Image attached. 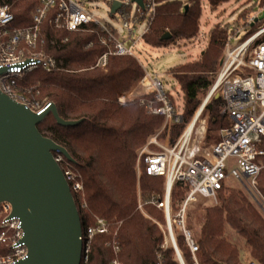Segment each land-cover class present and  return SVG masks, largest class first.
I'll list each match as a JSON object with an SVG mask.
<instances>
[{
    "label": "trees",
    "instance_id": "1",
    "mask_svg": "<svg viewBox=\"0 0 264 264\" xmlns=\"http://www.w3.org/2000/svg\"><path fill=\"white\" fill-rule=\"evenodd\" d=\"M201 1L155 0V15L149 30L143 35L144 43L152 47H165L176 40L196 37L200 32ZM206 1L211 8H215L228 0ZM1 6L9 7L14 16L11 28H26L33 24V13L40 6V1L0 0ZM57 11L58 5L55 4L46 13L40 26L39 44L42 45L35 52L54 58L58 68L49 72L34 69L17 80L16 86L21 87L23 95L32 103L53 102L64 120L83 119L77 126H61L49 113L37 127L44 136L68 150L75 161L72 165L82 173L84 197L78 195V198L86 204L84 228L94 226L97 218L108 223L121 221L116 240L124 253L123 264H179L171 246L160 248L164 240L162 229L137 210L135 162L138 150L147 142L143 124L139 118L124 113L121 105L108 93L111 87L122 89L142 70L141 66L133 56L112 55L104 69L90 68L88 57H97L106 52V47L100 41L104 33L97 27L95 32H72L57 28L54 23ZM254 27L245 33L247 37L257 30ZM166 32L171 37L162 40ZM228 32L227 28L215 25L208 32V43L199 60L170 70L182 92L183 102L180 110L182 122L171 124L169 132L160 135L167 146L176 143L186 128L183 123L193 117L206 99L222 64ZM258 41H264V34ZM215 93L208 98L204 107L207 112L201 141L204 149L215 145L219 141L220 130L231 125V121L219 113L223 102L220 90L219 96ZM152 99L153 96L144 100L133 99L125 110L142 113L146 117L148 131L154 134L162 126L164 117L150 112L149 101ZM260 147L264 149V137ZM140 168L141 196H163L165 177L148 175L142 161ZM257 188L264 198V170L258 176ZM187 189L182 181L173 184L172 213L180 208ZM146 209L151 217L165 223L164 213L155 206L147 205ZM201 223L199 231L193 233L198 246L199 264H246L239 247L227 239V228L234 230L244 241L246 258L264 264V226L251 215L246 204L234 192L218 190L217 202L204 207ZM187 226L193 228L189 222ZM176 237L180 253L189 260L191 254L184 237L181 234ZM109 240L110 236L103 233L93 236L86 264L111 263L114 256L107 246ZM9 248L7 243L0 244V255L8 254Z\"/></svg>",
    "mask_w": 264,
    "mask_h": 264
},
{
    "label": "built area",
    "instance_id": "2",
    "mask_svg": "<svg viewBox=\"0 0 264 264\" xmlns=\"http://www.w3.org/2000/svg\"><path fill=\"white\" fill-rule=\"evenodd\" d=\"M40 6L33 13V24L26 28H11L14 16L9 7H0V69L5 72L0 75V89L13 99L20 101L16 91V82L23 75L34 69L47 72L58 68L57 61L43 53L17 54L19 45L35 47L39 41L40 26L48 10L55 4L58 11L54 18L57 28H65L72 32H95L97 27L105 36L100 41L106 47V52L100 56L88 57L90 68L104 69L109 56H134L136 44L143 39L149 30L155 15V0H142V6L134 0H101L109 6L115 1L120 7L112 15L119 13L126 35L122 40L116 36V30L108 28L93 14L85 9L84 3L78 0H39ZM263 10V9H262ZM261 10V12H262ZM260 12V13H261ZM253 16L250 23L254 21ZM144 23L145 29L141 35L137 34L138 25ZM95 30V31H94ZM264 34V24L249 38L231 45V40L225 42L226 56L218 78L212 86L208 96L220 90L223 102L219 113L231 121V125L219 132V141L209 151L204 148H189L195 124L200 117L203 104L197 109L190 126L181 134L173 146L159 145L156 152L142 150L138 155V162L144 163L145 171L151 176L165 177L163 196H151L152 202L165 213L171 247L178 256L179 264H199L197 259L198 246L193 232L186 223L187 208L190 202L198 198H210L217 202V192L225 189L229 183L245 180L251 187L258 184V176L264 170V149L260 147L264 137V41L258 39ZM145 79L149 84L147 94L127 96L123 100L118 96L111 97L124 109L133 99L144 100L153 96L149 101L153 114L164 117L165 126L182 122V115L177 112L167 100L165 89L147 70H141L119 94L131 92L133 82ZM23 99L21 98V101ZM20 101V102H21ZM25 103V102H23ZM153 103H157L153 105ZM26 104V103H25ZM45 106V105H44ZM43 106V107H44ZM42 107V108H43ZM42 108L37 109L40 111ZM164 126V127H165ZM146 127V125H145ZM146 132H148L146 128ZM156 137L150 143H156ZM203 153V156H199ZM205 153V154H204ZM55 160L60 165L73 194L81 195L83 191L80 176L75 174L71 165L59 153H54ZM140 170H137L139 182ZM176 181L184 182L188 189L186 197L175 215L171 209V189ZM141 208V205L139 204ZM173 227H177L184 237L191 257L184 260L177 245ZM96 233L112 234V226L103 219L97 218L94 226L82 227L80 240L82 255L80 264L88 262L90 245ZM24 232L19 217L11 215V206L0 201V244H9L10 252L0 255V264H13L28 256V248L23 240ZM170 246V245H168ZM116 252L113 264H120L121 258ZM246 264H257L248 259Z\"/></svg>",
    "mask_w": 264,
    "mask_h": 264
},
{
    "label": "water",
    "instance_id": "3",
    "mask_svg": "<svg viewBox=\"0 0 264 264\" xmlns=\"http://www.w3.org/2000/svg\"><path fill=\"white\" fill-rule=\"evenodd\" d=\"M134 1L142 6V0ZM119 7L120 2L115 1L111 13ZM262 20L264 9L251 26ZM170 37L166 32L161 39ZM4 72L5 69H0V75ZM49 113L61 126L83 122V119L64 120L53 102L46 103L40 111L32 110L0 89V201L8 203L11 215L21 220L23 240L28 248V256L13 264L81 262L80 209L54 153L75 161L64 146L38 129L37 125Z\"/></svg>",
    "mask_w": 264,
    "mask_h": 264
},
{
    "label": "rangeland",
    "instance_id": "4",
    "mask_svg": "<svg viewBox=\"0 0 264 264\" xmlns=\"http://www.w3.org/2000/svg\"><path fill=\"white\" fill-rule=\"evenodd\" d=\"M84 3V7L86 10L89 11V13L93 14V16L97 17L100 22L103 24L106 23L105 25L108 26V28H113L116 30V36L119 40H122L123 37L126 35V29L123 27L121 18L119 13L112 15L110 13V8L107 4L102 2L101 0H78ZM184 1V0H183ZM201 7H202V15L200 18V32L198 35L201 34V39L203 38L202 35L205 34L206 38L208 36L209 30L214 27L215 25H220L222 27L227 28L229 30V35H228V41L231 40V45H235L239 42H242L246 40L247 38V33L249 30L252 29L250 20L253 16H259L260 12L262 9H264V2L261 3V0H228L215 8H211L206 0L201 1ZM257 25L253 29H258L264 24V20L256 23ZM145 29V24L142 23L138 25L137 29V36L141 35L143 33V30ZM197 35V36H198ZM247 37V38H246ZM226 40V41H227ZM40 42H37V46L31 47V46H26V45H19L17 46L18 49L15 51V53H23L30 55L32 54L31 52H35L38 48ZM191 44L189 41H183V39L173 41L171 44L165 47H152L144 43L143 39H141L135 47V54L133 57H135L140 66L141 69L145 68L147 72L151 73L152 76H154L159 82L162 83L167 100L173 105L174 109L180 113L181 110V103L183 102L182 99V92L179 88L178 83L175 81L173 76L171 75V69L182 64H186L188 62H193L195 60H199L200 55L202 54L204 48L206 47L205 44L202 46L195 45L196 47L193 48L192 46H188ZM202 49V51H200ZM42 51V50H40ZM39 51V52H40ZM36 54H40L38 52H35ZM47 56V55H46ZM223 59H222V64L226 56V47L224 46L223 49ZM221 67L218 72V76L220 74ZM217 76V78H218ZM216 78V79H217ZM216 81V80H215ZM215 83V82H214ZM214 85V84H213ZM212 85V86H213ZM21 87H16V91L18 96H20L23 100L21 102H25L28 107H30L32 110H37L42 108L48 101H43L42 103H32L30 102L25 95H23V92H21ZM212 88V87H211ZM211 88L208 90L206 96H208ZM215 94H219V89L215 91ZM205 96V97H206ZM170 97V98H169ZM204 97V98H205ZM203 98V99H204ZM207 98V97H206ZM130 103V102H129ZM128 103V104H129ZM151 113V109H149ZM122 111L126 113L127 115H132L136 118H139L141 120V123L143 124V127L146 132V128L148 130V123L146 120V117L142 113H135V112H127L125 108H122ZM196 113V112H195ZM195 113L193 117H191L188 122L183 123L184 127L186 126L185 130L187 127L191 124V122L194 119ZM181 114V113H180ZM206 119H207V112H203L202 115L198 118L195 127L192 132L191 136V141L189 143V148L193 147H199L202 148V135L205 131L206 127ZM173 124V123H172ZM146 125V127H145ZM165 126V120L162 122V126L159 128V131L157 133H150L149 131L146 132L147 136V142L138 150V155L139 153L144 150L146 153V150L156 152L159 149V145L167 146V143L165 139H161L160 135L163 132L168 133L171 124H167ZM184 130V131H185ZM183 131V132H184ZM182 132V133H183ZM181 136V135H180ZM179 136V137H180ZM156 137V143H150V141ZM178 140V139H177ZM176 140V141H177ZM154 142V141H153ZM155 146L156 148H154ZM211 148H207L206 151H209ZM56 153V152H55ZM61 154V153H60ZM205 154V153H204ZM62 155V154H61ZM63 156V155H62ZM199 156H203V153H200ZM64 157V156H63ZM64 159L68 164L71 165V169L75 174L80 176V180L82 181V173L79 170V168L75 165H72V162L68 161L65 157ZM139 158L137 156V160L135 162V167H136V176H137V170H140L141 173V160L138 162ZM141 175V174H140ZM140 179V178H139ZM166 183V181H165ZM83 185V183H82ZM258 186V184H257ZM256 187H251L248 182L245 180H242V182H234V183H229L225 191L226 192H234L242 202L246 204L247 209L251 213V215L259 222L262 223L264 226V198L260 194L258 188ZM76 196L77 198V206L80 209V215L82 216V225L84 228V207H86V204L84 200L80 201L78 198L77 194H74V197ZM151 196H146V198H143L140 193V188H139V182L137 179V210H139L144 216L148 217L152 221H154L160 229H162L164 233V240L162 244L160 245V248L165 249L168 245L172 246L170 243V236L168 234L167 230V224L166 220L165 223L158 221L155 217H151L148 214V211L146 209L147 205L155 206L158 210L164 213L162 209H159L151 200ZM161 196V195H160ZM81 197H84V186H83V191L81 193ZM184 201V200H183ZM209 203H214L213 199L210 198H198L196 201L190 202L189 206L187 208V212L189 214V220H188V214L186 217V223L188 222L192 225V232L197 233L202 225L201 219L204 214V207L209 204ZM139 204L141 205V208L139 207ZM176 213H173L172 215H175ZM165 216V213H164ZM110 225L112 226V234L108 235L110 236V240L107 243V246L110 247V249L113 252V260L111 261L110 264H113V262L116 260V252L121 256L120 259H118V262L120 264H123V258H124V253L122 252L117 240H116V235L119 230V226L121 224V221L117 222H109ZM85 229V228H84ZM180 230L177 227H173V233L175 236L180 234ZM227 233V239L231 241L232 243L236 244L239 247L240 250V255L243 258V260L251 258H246L247 252L245 249V244L244 241L241 239L237 233L230 229L227 228L226 230ZM177 239V237H176ZM186 244V243H185ZM175 251V250H174ZM180 252V251H179ZM181 254V253H180ZM176 255V260L178 262V256L175 252ZM182 258L184 260L186 259L182 254ZM179 263V262H178Z\"/></svg>",
    "mask_w": 264,
    "mask_h": 264
},
{
    "label": "bare ground",
    "instance_id": "5",
    "mask_svg": "<svg viewBox=\"0 0 264 264\" xmlns=\"http://www.w3.org/2000/svg\"><path fill=\"white\" fill-rule=\"evenodd\" d=\"M148 91H149V84L146 82V80L145 79L137 78L133 82V88H132L131 92L125 93L124 95H121L118 92H113L112 93V96H118L119 98H121V100H123L124 97L132 96V95H134V96H140V95L147 94ZM203 112H205L204 109L200 110V112H199L198 115H202Z\"/></svg>",
    "mask_w": 264,
    "mask_h": 264
},
{
    "label": "crops",
    "instance_id": "6",
    "mask_svg": "<svg viewBox=\"0 0 264 264\" xmlns=\"http://www.w3.org/2000/svg\"><path fill=\"white\" fill-rule=\"evenodd\" d=\"M203 36V38L201 39L200 37H201V34L200 35H198V36H196V37H194L193 39H191V40H183V41H189V42H191V44H189L188 46H192L193 48H195L196 46L195 45H198V46H202L201 48H203V44H207L208 43V36H207V38H206V36H205V34L204 35H202ZM200 51H202V49L200 50ZM142 70H146L145 68H142ZM155 78V77H154ZM125 87V86H124ZM123 87V88H124ZM122 88V89H123ZM122 89H119V88H116V87H111V88H109V90H108V93H109V96L110 97H113L112 96V93L113 92H120V90H122Z\"/></svg>",
    "mask_w": 264,
    "mask_h": 264
}]
</instances>
